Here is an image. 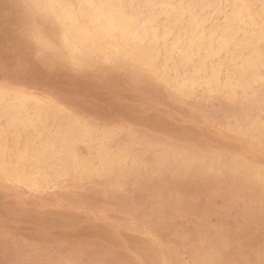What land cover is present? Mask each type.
<instances>
[{
    "label": "rangeland",
    "instance_id": "rangeland-1",
    "mask_svg": "<svg viewBox=\"0 0 264 264\" xmlns=\"http://www.w3.org/2000/svg\"><path fill=\"white\" fill-rule=\"evenodd\" d=\"M22 6H23V8H22ZM18 7H20V8H18ZM20 15H22V17ZM35 24H40L39 17H37V15L34 14V12L30 11L29 7L27 5H25L22 2V0H19V1L18 0H0V85H2L4 87L23 89L25 91L33 93L36 96L42 97L46 101L52 100V102H55L58 105H61V106L63 105V107H65L66 109L69 108V109H67L68 111L71 108L70 112L73 110L72 113L73 114L75 113V115L78 116L80 118V120L86 121L88 123L91 122L90 124H92L94 127H96L97 130H99V131H113V128H114L113 132L120 133L119 136H117V137H124L126 134H129L130 136H132L135 134L133 137H135V139L137 141L141 142V144L137 147L139 150L147 146L146 150L151 152L154 150L158 151L160 147H166L169 150L172 149L173 151L177 152V154L179 153L178 155L176 154L177 158L179 156L178 159H180L182 157V154H184L185 150H186L185 151L186 153H194L195 151H197V152H195V153L199 152V154H197V155H201L204 152V155H202L204 157L211 155L212 150H213V154H215L216 152H221V151L228 153V151L230 152V150H232L233 152L236 151L235 154H240L241 151H239V149L240 150L242 149L241 154H243V155L245 154V156L248 158H250L251 156L252 157H254V156L258 157L256 155L257 152H261L260 148H253V146H251V144L249 142H247L248 140H245L244 137L239 136L238 134H235L236 132L230 128L232 123H233V119L232 118L230 119V117H228V115H225L226 113H223L225 104H224V102H222L223 99H220L221 97L219 98L218 96H215L213 94L211 95L210 93L200 92L198 90L193 92L190 95L180 94L177 91H175L169 83H166V84L162 83L158 79H155L154 77H152L149 74H147L146 72H144L143 69H141L142 70L141 71L140 69H133V68L128 67L129 68V70H128L127 66L122 67V66H119L117 64H113L111 66V64L107 65V63H104V62H102V60H99V59H95L94 61H96V62L93 61L90 64V66H88L86 68V66H79V65H77V64H75L69 60H61L57 57H54V55L52 56V53L49 50H44V49L39 48L37 46V44L34 42V39L32 38V35H31L32 28H30V27H33V25H35ZM27 30H29V31H27ZM21 31H23L24 35H22L23 33ZM24 47H26V48H24ZM18 50H20V51H18ZM47 54H48V56H46ZM47 57L49 60L47 59ZM43 60H44V62H43ZM54 64H56V65H54ZM103 67H105V68L108 67V68L104 69ZM78 68L79 69L81 68V69L79 70ZM88 70H90V71H88ZM94 70H95V72H94ZM116 74H118V75H116ZM125 75L127 77H125ZM131 75H133V76H131ZM140 75H142V76H140ZM4 77H5V79H4ZM137 77H138V79L140 77H143L144 79L145 78L146 79L144 80L143 78H140L141 80L140 79L138 80ZM124 80H128L129 82H127V81L125 82ZM147 80H148V82H147ZM152 82H153V84H152ZM24 83H26L27 85ZM148 83H149V85H148ZM152 86H154V87H152ZM169 88H170V90H169ZM142 89H145V90H142ZM158 91H159V93H158ZM48 93L50 96H52V98L48 95ZM161 93H162V96H160ZM177 94H178V96H177ZM187 96H189V97H187ZM210 96H211V98H210ZM200 97H202L201 100H200ZM183 99H184V101L181 102V100H183ZM215 99H217V100H215ZM188 101L189 102L194 101V104L196 103L195 106L192 107L194 105L193 102L191 104ZM221 103H222V105H219ZM210 104H212V106H210ZM204 105H206V106H204ZM175 106H176V108H175ZM200 106H202V107H200ZM180 107H182V109ZM205 107H206V109H205ZM208 107H210V108H208ZM179 108H180V110H178ZM216 108H217V111H216ZM182 111L184 114L182 113ZM214 111H215V113H214ZM220 111H221V113H220ZM202 113H204V114H202ZM209 113H210V115H209ZM212 113H214V114H212ZM221 114H222V116H220ZM94 115H96V116L94 117ZM211 116H213V117H211ZM225 117H227V118H225ZM118 118L119 119L121 118L120 120H122V121H119ZM154 118H156L158 120H156ZM160 118L163 120H161ZM200 118H202V119L200 120ZM140 119H141V121H140ZM189 119H193L194 121L189 120ZM96 120H98V122ZM103 120H105V121H103ZM161 121H163V122H161ZM199 121H201V122H199ZM224 121H225V124H224ZM112 123H114V124H112ZM118 123L119 124L121 123L122 127L119 128ZM221 123L223 124V126H221L222 125ZM163 124H165V125H163ZM188 124L190 125V128H189ZM195 124H197V125H195ZM110 125H112V126H110ZM99 127H101L102 129H99ZM169 129L171 130V132ZM121 130L123 133L120 132ZM116 131H118V132H116ZM147 131L150 133H147ZM203 132H204V134H203ZM230 132H232V133H230ZM214 133H215V135H214ZM152 134L153 135L155 134V135L153 136ZM226 134L228 136H231V137H227ZM151 136L153 137V139ZM178 136H180V137H178ZM208 136H210V137H208ZM219 138L222 140L220 141ZM228 138H230V139H228ZM243 139H244V141H243ZM173 140H175V141H173ZM209 140L210 141L212 140V141L210 142ZM198 142H200L201 144L199 143L200 144L199 145ZM212 142H214V143H212ZM226 142H229L231 144L229 145L227 143L228 144L227 145ZM169 143H171V144L175 143L176 145L172 144L173 145L172 146ZM203 143L204 144L206 143L207 145L205 146ZM234 143H235V145H234ZM236 143H239V144L236 146ZM209 144H210V146H212V145L213 146L210 147ZM214 144H215V146H214ZM222 144H224L226 146H224ZM165 145H167L168 147ZM194 146L197 148H195ZM216 146H218L219 148H217ZM215 147H216V150H215ZM225 147H227V148H225ZM194 148H195V151H194ZM198 148H200V149L198 150ZM220 148H222V149L224 148V150H221ZM243 149H245V151H243ZM82 150L85 152V149H82ZM179 150L181 152H179ZM191 150H193V151H191ZM237 150H238V153H237ZM232 151L230 153L234 154ZM263 153L264 152H262V154H260L261 155L260 160L264 162ZM202 156H200V157H202ZM176 157H175V160L177 161ZM159 164H160V162H156V161L153 163L147 164L144 167L145 169L142 168L140 170V172H141V173L139 172L140 174L137 173L134 175H129V176H126V178L121 179V182H122L121 186L124 185V186H122L124 188L122 189V187L120 186L119 188H121V189L117 188V190L114 188H112L113 189L112 190L111 186L109 187V185L107 183H105V181L103 180L104 179L103 177H101V179H99L100 181L98 179H95L96 181L95 180L91 181V180H88L85 178L79 179V180L64 179V181L62 180L57 186H55L53 188L52 187L48 188V189L44 188V189H41V191L40 190L36 191L35 193H34V191H29V190H27L21 186L12 185L7 181L4 182L3 180H0V264H15V262H17V261L31 262V264H74V262H76V261H82V262H84V260L86 261L87 257H89L87 259V261H91V260L94 261L96 259H99V261H101L103 258L102 261L108 262V264H163V263L164 264H175V263H179V264H202V262H203V264H206V263L208 264V262H209V264H211L213 262L215 264H229L228 261L230 258H232L229 261L230 264L231 263L234 264L235 262H236V264H243L246 257L247 258L249 257L251 251H254V249H258L261 245H264V243H263L264 239L262 238L264 236V234H263L264 233L263 232L264 231V229H263L264 228V226H263V224H264V221H263L264 220V214H263L264 213L263 212L264 211V201H263L264 198L262 196H257L260 194H257L251 188L246 189L247 187L241 181L235 180L232 177H228V175H226V174H224L222 176L221 175H215L214 176V174L212 175L211 173H209V174L208 173L207 174L206 173H199L198 171L195 170L197 163L193 164V165H191V167L185 169L183 173L180 172V175H181V173L184 174V175H182V177H184V179L182 177H179L180 176L179 173H177V175H176V173H173L170 170L171 168L163 167L165 165L162 162L160 165ZM170 164H171V166L174 165L173 163H170ZM159 169H161V170H159ZM155 170H156V172H155ZM168 170H170V171H168ZM164 171L167 172L169 175L167 173H166L167 174L166 175L164 173ZM151 172L153 173V175ZM161 172L163 174H161ZM169 172H171L172 175ZM185 173H187V174H185ZM198 173L200 175H198ZM140 176H142V177H140ZM175 176H176V178H175ZM199 176H201V178ZM171 177L173 179H171ZM212 177H214V179H212ZM146 178L148 179L147 183H146ZM158 178L160 179L161 183H159ZM198 178H200V180ZM161 179H162V181H161ZM202 179L207 181V183L205 182L203 184V186H202V183L204 182V180L202 183L200 182V181H202ZM215 179H217V180H215ZM70 180H71V182H70ZM128 180L130 181V183ZM187 181H190L189 182L190 184H187L188 183ZM63 182H64V184H63ZM72 182H75V184ZM82 183L86 187L81 185ZM162 183H164V184H162ZM170 183L172 184V186ZM193 183L196 184V187L194 186L195 184H193ZM60 184L63 186H61ZM91 184H93V185H91ZM125 184H126V186H125ZM151 184H152V187H151ZM178 184H180V187H182V189L179 188ZM219 184H221V185H219ZM74 185H75V187H73ZM138 185H139V187H138ZM145 185H147V186H145ZM158 185H160V186H158ZM161 185H162V187H161ZM188 185H189V187H187ZM227 185H228V187H227ZM230 185H231V187H230ZM142 186L144 187V189ZM155 186H157L156 189H154ZM192 186H193V188H192ZM199 186H201V187H199ZM209 186L211 188H209ZM244 186H245V189L247 191H249L248 193L246 192L245 189H243ZM72 187L74 190L71 189ZM108 187H109V189H108ZM145 187H147V189ZM204 187H206V188H204ZM54 188H55V190H54ZM56 188H58V190ZM59 188H60V190H59ZM61 188L62 189L64 188V189L62 190ZM136 188H139V189H136ZM148 188H149V191H148ZM190 188H192V189H190ZM224 188H226L228 191H225L226 189L224 190ZM235 188H237V189H235ZM165 189H166V191H165ZM229 189H230V191H229ZM49 190H50V192H49ZM84 190H86V191H84ZM102 190H104V191H102ZM135 190H137V191H135ZM138 190H140V191H138ZM146 190L150 194H148V192ZM160 190L163 191V194ZM168 190L171 191L172 193L168 194L169 193ZM174 190L176 191V193ZM59 191L60 192L63 191V192L59 193ZM124 191H125V193H124ZM243 191H244V193L241 194V192H243ZM45 192H47V193H45ZM48 192L50 193V195ZM121 192H122V195H121ZM136 192L139 193L138 194L139 196L137 195ZM206 192H207V195H205ZM209 192H211V193H209ZM220 192H222V193H220ZM233 192H235V193H233ZM140 193H141V195H140ZM152 193H154L156 195V197ZM246 193H247V195H246ZM253 193H254V195H252ZM255 193H256V195H255ZM66 194H68V195H66ZM215 194L217 196H215ZM221 194H223V195H221ZM225 194L228 196L227 198H226ZM51 195H52V197H50ZM53 195H55L56 197ZM65 195H66V197H64ZM69 195H70V197H69ZM86 195H87V198L85 197ZM99 195H101V196H99ZM166 195H168V198L167 199L165 198L166 199L165 200L164 197H166ZM153 196L155 197V200H154ZM218 196H220L221 198L220 197L218 198ZM47 197H49V198H47ZM79 197H80V199H79ZM139 197H140V199H138L139 201L136 200ZM125 198H126V200H125ZM128 198L130 200H128ZM233 198H235L237 200H234ZM56 199L60 200V201H57ZM65 199L67 200V202ZM149 199H151V200H149ZM181 199H183V201H181ZM228 199H230V200H228ZM43 200H45L46 203ZM204 200L206 203L204 202ZM259 200H260V202H259ZM85 201H86V203H84ZM90 201L93 204L96 202L95 205L90 204L91 203ZM130 201H132V202H130ZM172 201L173 202L175 201L174 202L175 204L172 203ZM87 202H88V204H87ZM125 202H128L129 205H128V203L125 204ZM141 202H144V203H141ZM150 202L151 203L154 202L158 206V208H157V206H155L154 203H153L154 204L153 205ZM180 202H183V206H182V203H180ZM220 202H222V204ZM232 202L234 205L236 204V206L232 205ZM42 203H44V204H42ZM56 203L59 204L58 206L61 208L57 207ZM159 203H161V206ZM137 204H138V206H137ZM240 204L241 205L244 204V205L240 206ZM79 205L83 206V207L81 206L82 209H80ZM120 205H122V206H120ZM139 205H140V209L138 208ZM166 205H168L167 206L168 208L166 207ZM172 205H174V206H172ZM204 205H207V207ZM256 205H259V206H256ZM76 206H78L79 208ZM130 206H132V207H130ZM153 206L155 209L153 208ZM163 206H164V208H163ZM169 206L171 208H169ZM178 206L180 207L179 209H178ZM261 206H263L262 207L263 211H261V208H260ZM69 207L71 208V210ZM127 207H129V208H127ZM218 207L219 208L221 207V209H219ZM241 207H242V209H240ZM244 207H245V210H243ZM88 208H89V210H88ZM92 208H96L97 210L94 211V209H92ZM106 208L108 209V211ZM132 208H133V210H132ZM208 208H209V210H208ZM117 209H119L120 211ZM149 209H150V211L147 212V210H149ZM156 209H157V211L155 212L154 210H156ZM168 209H170V210L168 211ZM228 209H229V212H227ZM232 209L234 210V212ZM85 210H86V212H85ZM100 210L103 211L104 213L100 212ZM159 210L161 212H159ZM205 210H206V212H205ZM213 210H215L216 213ZM237 210H238V212H237ZM63 211H65V212H63ZM106 211H107V214H105ZM177 211H179V213H176ZM244 211H246V212H244ZM252 211H254V212L256 211V212L254 213ZM82 212H84V213H82ZM133 212H134V214H132ZM173 212H175V214ZM201 212H203V214ZM211 212H213V214L215 213L216 215L215 214L213 215ZM259 213L263 214V216ZM100 214H102V215H100ZM126 214H127V216H126ZM128 214L130 217L128 216ZM161 214L164 216V218L162 216H160ZM208 214H209V216H208ZM243 214H245V215H243ZM248 214H249V216H248ZM153 215L154 216L156 215L155 216L156 219L154 218ZM179 215H180V217H179ZM226 215L228 217H226ZM237 215H238V217H237ZM192 216L194 217V219ZM205 216H207V218H205ZM234 216H236V217H234ZM251 216H253V217H251ZM78 217H80V218L77 219ZM103 217H105V218H103ZM119 217H121V218H119ZM150 217H152L153 219ZM181 217H183V218H181ZM233 217L235 220L233 219ZM101 218H103V219L101 220ZM219 218H220V220H219ZM223 218H224V220H222ZM226 218H227V220H225ZM106 219L109 222H107ZM128 219H129V221H128ZM111 220H114V222ZM116 220H118V221H116ZM155 220H157L156 221L157 225H155L156 224V222H154ZM218 220H219V222H218ZM140 221L141 222L143 221V223H140ZM224 221H226V222H224ZM117 222L119 223V225ZM124 222H125V224L128 223L129 225L125 226ZM149 222L150 223L153 222V224L151 223L152 224L151 225ZM159 222H161V223L159 224ZM163 222H166V223H163ZM188 222L191 223L192 225L189 224ZM249 222H251V223H249ZM257 222H258V224H257ZM72 223H75V224H72ZM122 223L124 224V226ZM193 223H196V224H193ZM113 224H117L118 227L116 225H113ZM130 224H131V226H130ZM233 224H235V225L233 226ZM194 225H195V227H194ZM128 226H130L129 227L130 229L127 228ZM148 226H149V229H148ZM162 226L164 227V229H162L163 228ZM189 226H191V227H189ZM211 226L212 227L215 226L214 227L215 229L212 228ZM141 227H143L142 230H141ZM185 227H186V229H185ZM235 227H239V228H235ZM226 228H227V230H224ZM241 228L244 230H242ZM103 229H105V230H103ZM115 229H117L118 231L117 230L115 231ZM136 229H138V230H136ZM175 229H176V231H175ZM219 229H221V230H219ZM245 229H247V230H245ZM184 230H186V231H184ZM197 230L199 231V233ZM213 230H217V231H213ZM233 230H234V232H233ZM202 231H204V232H202ZM253 231H255L254 233H255L256 237H255V235L254 236L252 235V234H254ZM184 232H186V233H184ZM216 232H217V234H215ZM259 232H261L260 233L261 236L259 235ZM149 233L152 235V237ZM170 233H172V234H170ZM182 233L184 236L182 235ZM187 233H189V234H187ZM192 234H193V236H192ZM149 235H150V237H149ZM216 235H217V237L219 235V238H217ZM229 235H232V237ZM251 235L253 236V238H251L252 237ZM196 236H197V238H196ZM220 236L222 238H220ZM189 237L191 240L189 239ZM224 237H225V240L223 242ZM228 237H229V239H227ZM258 237H261V238L258 239ZM246 238H247V240H246ZM194 239H196V241ZM234 239H236V240H234ZM139 240H141V241H139ZM197 240H198V242H197ZM188 241H190V242H188ZM206 241H207V243H206ZM211 241L212 242L216 241V243H215L216 245L213 244ZM181 242H182V244H181ZM183 242H185V243H183ZM148 243L150 244V246ZM207 244H209V245H207ZM210 245H214L213 247H216L217 252H219L218 253L219 255L215 259H207L203 255L204 252H207L209 249H212V246H210ZM221 245L222 246L227 245V248H226V246L224 248ZM237 245L238 246L240 245V248ZM241 245H242V247H241ZM244 245H246L247 247H245ZM189 246L190 247L192 246V247L189 248ZM195 247H197V248H195ZM235 247L236 248L238 247V248L236 249ZM250 247L252 249H250ZM255 247H257V248H255ZM193 248L195 250H193ZM185 249H187V250L185 251ZM204 249H206V250H204ZM226 249L228 251H226ZM238 250H240V251H238ZM249 250H250V252H249ZM145 251H147L148 253H146ZM157 251H158V253H157ZM223 251L226 253H224ZM247 252H249V253L247 254ZM221 253L223 256L221 255ZM148 254H150V255H148ZM125 255H127V256H125ZM141 255H143V256H141ZM221 256H222V258H221ZM155 257H157V260ZM218 257L220 258V260L218 259ZM226 257L228 258V261H226L227 260ZM128 258L130 259V261ZM172 258H174V259H172ZM89 259H91V260H89ZM216 259L219 261L217 262ZM196 260H197V262H195ZM96 261H98V260H96Z\"/></svg>",
    "mask_w": 264,
    "mask_h": 264
},
{
    "label": "bare ground",
    "instance_id": "bare-ground-1",
    "mask_svg": "<svg viewBox=\"0 0 264 264\" xmlns=\"http://www.w3.org/2000/svg\"><path fill=\"white\" fill-rule=\"evenodd\" d=\"M22 2L25 5H27L29 7L30 11L34 12V14H36L37 17H39V19H40V24H35V25H33V27H30V28H32V30H31L32 38L34 39V42L37 44V46L39 48L44 49V50H49L52 53V56L54 55V57H57L61 60H69V61H72L73 63H75L79 66H86V68L88 66H90V64L95 59H99V60H102V62L107 63V65L111 64V66L113 64H117V65L122 66V67L127 66V68L130 67L133 69H140V70L143 69L144 72H146L150 76L154 77L155 79H158L162 83H165V84L169 83L175 91H177L178 93L183 94V95H190L193 92L198 90L200 92L210 93L211 95L213 94L215 96H218L219 98L221 97L220 99H223L222 102H224V104H225V105L223 104L224 105L223 113H226L225 115H228V117H230V119L231 118L233 119V123H232L230 128L236 132L235 134H238L239 136L244 137L245 140H248L247 142H249L251 144V146H253V148H260L261 152H257L256 155L258 157H256V156L252 157L251 156L250 158H248L245 156V154L244 155L241 154L242 149L241 150L239 149V151H241L240 154H235L236 151L233 152L232 150H230V152L232 151L234 154L230 153L229 151H228V153L221 151V152H216L215 154H213V150H212L211 155L204 157V156H202V155H204V152L201 155H197V154H199V152L195 153V152H197V151H195V148H197V147L194 146L195 147L194 153H186L185 152L186 150H185L184 154H182V157L180 159H178L179 156H178V158L176 157L177 152L173 151L171 149L172 147L170 148L171 150L167 149L166 147H160L158 151L154 150V151L149 152L146 150V147H147L146 146V147L139 150L137 147L141 144V142L137 141L135 139V137H133L135 134L132 136H130L129 134H126L124 137H117V136H119L120 133L113 132L114 128H113V131H99V130H97L96 127H94L92 124H90L91 123L90 121H89L90 123H88L86 121L80 120V118L78 116H76L75 113L74 114L72 113L73 110L70 112L71 108L68 111L67 109H69V108L66 109L65 107H63V105L61 106L55 102H52L51 99H50L51 101H46L42 97L36 96L33 93H30V92L25 91L23 89L4 87V86L0 85V180H3L4 182L7 181L12 185L21 186V187H23L29 191H34V193H35L36 191H38V190L41 191V189H44V188H47V189L51 188V187L53 188V187L57 186L62 180L64 181V179L79 180V179L85 178V179L92 181L95 179L99 180V179H101V177H103L104 178L103 180L105 181V183H107L109 185V187L111 186V189L114 188L117 190V188H119L122 184L121 179L126 178V176L139 173L140 170L145 167V165L153 163L155 161L160 162V164L162 162L165 165L163 167L171 168L170 170L173 173H176V175H177V173H179V175H180V172L183 173L185 169H187V168L191 167V165L197 163L195 170L198 171L199 173H206V174L211 173L212 175L214 174V176L215 175H221L222 176V175L226 174V175H228V177H232L235 180L241 181L247 187L246 189L251 188L257 194H260L257 196H262L264 198V162L260 160V157H261L260 154H262V152H264V0H66V2L70 3L73 7L67 11H65L63 9H56L55 10V16L48 15L49 9L45 7V5L48 3V0H22ZM18 8H20V7H18ZM22 8H23V6H22ZM20 16L22 17V15H20ZM27 31H29V30H27ZM21 32L23 33V31H21ZM22 35H24V33ZM24 48H26V47H24ZM18 51H20V50H18ZM46 56H48V54ZM47 59H48V57H47ZM43 62H44V60H43ZM94 62H96V61H94ZM54 65H56V64H54ZM103 68L106 69L108 67H106V68L103 67ZM128 70H129V68H128ZM88 71H90V70H88ZM94 72H95V70H94ZM118 74H116V75H118ZM131 76H133V75H131ZM140 76H142V75H140ZM125 77H127V76L125 75ZM140 78H143V77H140ZM4 79H5V77H4ZM137 79H138V77H137ZM124 81L129 82L128 80H124ZM147 82H148V80H147ZM24 84H26V83H24ZM152 84H153V82H152ZM148 85H149V83H148ZM152 87H154V86H152ZM142 90H145V89H142ZM169 90H170V88H169ZM158 93H159V91H158ZM48 95H49V93H48ZM160 96H162V93ZM177 96H178V94H177ZM50 97L52 98V96H50ZM187 97H189V96H187ZM201 98L202 97H200V100H201ZM210 98H211V96H210ZM215 100H217V99H215ZM182 101H184V99L181 100V102ZM192 102L194 104V101H192ZM192 102H189V103L192 104ZM195 104L192 107H194ZM219 105H222V103ZM204 106H206V105H204ZM210 106H212V104H210ZM200 107H202V106H200ZM175 108H176V106H175ZM180 108L182 109V107H180ZM180 108L178 110H180ZM208 108H210V107H208ZM205 109H206V107H205ZM216 111H217V108H216ZM182 113H183V111H182ZM214 113H215V111H214ZM214 113H212V114H214ZM220 113H221V111H220ZM202 114H204V113H202ZM209 115H210V113H209ZM95 116L96 115H94V117ZM220 116H222V114ZM211 117H213V116H211ZM156 118H154V119H156ZM225 118H227V117H225ZM120 119H119V121H122ZM201 119L202 118H200V120ZM156 120H158V119H156ZM161 120H163V119H161ZM189 120H193V119H189ZM96 121L98 122V120H96ZM103 121H105V120H103ZM140 121H141V119H140ZM161 122H163V121H161ZM199 122H201V121H199ZM112 124H114V123H112ZM224 124H225V121H224ZM118 125H119V128L122 127L121 123L120 124L118 123ZM163 125H165V124H163ZM195 125H197V124H195ZM110 126H112V125H110ZM221 126H223V124ZM101 127H99V129H102ZM189 128H190V125H189ZM148 131H147V133H150ZM116 132H118V131H116ZM120 132H122V130ZM170 132H171V130H170ZM232 132H230V133H232ZM203 134H204V132H203ZM214 135H215V133H214ZM210 136H208V137H210ZM178 137H180V136H178ZM227 137H231V136L227 135ZM152 139H153V137H152ZM228 139H230V138H228ZM244 139H243V141H244ZM219 140L221 141L222 139L219 138ZM173 141H175V140H173ZM199 143L200 142H198V144ZM212 143H214V142H212ZM227 143L229 145L231 144L229 142H226V144ZM169 144H171V143H169ZM224 144H222V145H224ZM238 144L239 143H236V146ZM204 145L206 146L207 144L205 143ZM234 145H235V143H234ZM165 146H167V145H165ZM209 146H210V144H209ZM212 146H210V147H212ZM214 146H215V144H214ZM218 146H216V147L219 148ZM224 146H226V145H224ZM216 147H215V150H216ZM227 147H225V148H227ZM82 149H85V152ZM199 149L200 148H198V150ZM220 149L224 150V148L223 149L220 148ZM191 151H193V150H191ZM243 151H245V149H243ZM179 152H181V151L179 150ZM237 153H238V150H237ZM200 156H202V157H200ZM175 157L177 158V161L175 160ZM263 158H264V153H263ZM170 163H173L174 165L171 166ZM159 170H161V169H159ZM170 170H168V171H170ZM155 172H156V170H155ZM164 173L166 174L167 172L164 171ZM169 173L171 174V172H169ZM182 173L179 177H182V175H184ZM199 173H198V175H200ZM161 174H163V173L161 172ZM185 174H187V173H185ZM152 175H153V173H152ZM140 177H142V176H140ZM199 177L201 178V176H199ZM175 178H176V176H175ZM182 178L184 179V177H182ZM200 178H198V179L200 180ZM171 179H173V178L171 177ZM212 179H214V177H212ZM147 180L148 179L146 178V183H147ZM203 180L204 179H202V181H200V182L202 183ZM215 180H217V179H215ZM161 181H162V179H161ZM70 182H71V180H70ZM187 182H188L187 184H190L189 183L190 181H187ZM205 182L207 183V181L204 180V182L202 183V186ZM72 183L75 184V182H72ZM83 183L81 185H83ZM129 183H130V181H129ZM159 183H161L160 179H159ZM63 184H64V182H63ZM162 184H164V183H162ZM193 184H195V183H193ZM91 185H93V184H91ZM178 185H179V188L182 189V187H180V184H178ZM219 185H221V184H219ZM228 185H227V187H228ZM231 185H230V187H231ZM61 186H63V185H61ZM83 186H85V185H83ZM122 186H124V185H122ZM125 186H126V184H125ZM145 186H147V185H145ZM158 186H160V185H158ZM171 186H172V184H171ZM194 186L196 187V184ZM245 186L243 189H245ZM73 187H75V185ZM73 187L71 189H73ZM109 187H108V189H109ZM138 187H139V185H138ZM151 187H152V184H151ZM156 187L157 186H155L154 189H156ZM161 187H162V185H161ZM187 187H189V185ZM199 187H201V186H199ZM123 188L124 187H122V189ZM145 188L147 189V187H145ZM192 188H193V186H192ZM192 188H190V189H192ZM204 188H206V187H204ZM209 188H211V187L209 186ZM56 189L58 190V188H56ZM119 189H121V188H119ZM136 189H139V188H136ZM143 189H144V187H143ZM225 189L226 188H224V190ZM235 189H237V188H235ZM54 190H55V188H54ZM59 190H60V188H59ZM84 191H86V190H84ZM102 191H104V190H102ZM135 191H137V190H135ZM138 191H140V190H138ZM148 191H149V188H148ZM165 191H166V189H165ZM225 191H228V190L226 189ZM229 191H230V189H229ZM49 192H50V190H49ZM61 192H63V191H61ZM61 192L59 191V193H61ZM161 192L163 194V191H161ZM246 192L248 193L249 191L246 190ZM45 193H47V192H45ZM124 193H125V191H124ZM141 193H140V195H141ZM170 193H172V192L169 191L168 194H170ZM175 193H176V191H175ZM209 193H211V192H209ZM220 193H222V192H220ZM233 193H235V192H233ZM242 193H244V191L241 192V194ZM247 193H246V195H247ZM256 193H255V195H256ZM68 194H66V195H68ZM138 194L139 193H137V195ZM148 194H150V193L148 192ZM152 194H154V193H152ZM49 195H50V193H49ZM66 195L64 197H66ZM70 195H69V197H70ZM121 195H122V192H121ZM205 195H207V192ZM221 195H223V194H221ZM252 195H254V193ZM53 196H55V195H53ZM99 196H101V195H99ZM215 196H217V195L215 194ZM50 197H52V195ZM85 197L87 198V195ZM140 197L137 199L135 198V199L138 200V199H140ZM155 197H156V195H155ZM155 197H154V200H155ZM219 197L220 196H218V198ZM227 197L228 196L226 195V198ZM47 198H49V197H47ZM165 198L167 199L168 195H166V197H164V199ZM79 199H80V197H79ZM233 199L237 200L235 198H233ZM125 200H126V198H125ZM128 200H130V199L128 198ZM149 200H151V199H149ZM228 200H230V199H228ZM43 201H45V200H43ZM57 201H60V200H57ZM181 201H183V199H181ZM66 202H67V200H66ZM130 202H132V201H130ZM174 202L172 201V203H174ZM204 202H205V200H204ZM259 202H260V200H259ZM45 203H46V201H45ZM84 203H86V201ZM95 203L93 204L91 202L90 204L95 205ZM126 203H128V202H125V204ZM141 203H144V202H141ZM153 203H151V204H153ZM180 203H182V206H183V202H180ZM220 203L222 204V202H220ZM42 204H44V203H42ZM87 204H88V202H87ZM159 204L161 206V203H159ZM56 205H57V207H59L58 206L59 204L56 203ZM128 205H129V203H128ZM232 205H234L233 202H232ZM243 205L240 204V206H243ZM81 206L82 205H79L80 209H82V207H83V206L82 207ZM120 206H122V205H120ZM132 206H130V207H132ZM137 206H138V204H137ZM155 206H157V205L155 204ZM167 206L168 205H166V207ZM172 206H174V205H172ZM204 206L207 207V205H204ZM234 206H236V204ZM256 206H259V205H256ZM76 207H78V206H76ZM262 207L263 206L260 207L261 211H263ZM59 208H61V207H59ZM127 208H129V207H127ZM138 208L140 209V205ZM153 208H154V206H153ZM157 208H158V206H157ZM163 208H164V206H163ZM169 208H171V207L169 206ZM179 208L180 207L178 206V209ZM92 209H94V211L97 210L96 208H92ZM219 209H221V207ZM240 209H242V207ZM70 210H71V208H70ZM88 210H89V208H88ZM117 210H119V209H117ZM132 210H133V208H132ZM169 210L170 209H168V211ZM208 210H209V208H208ZM215 210H213V211L215 212ZM243 210H245V207L243 208ZM107 211H108V209H107ZM107 211L105 214H107ZM148 211H150V209L147 210V212ZM154 211L156 212L157 209ZM179 211H177L176 213H179ZM63 212H65V211H63ZM85 212H86V210H85ZM100 212H103V211L100 210ZM159 212H161V211L159 210ZM205 212H206V210H205ZM227 212H229V209L227 210ZM233 212H234V210H233ZM237 212H238V210H237ZM244 212H246V211H244ZM252 212H254V211H252ZM82 213H84V212H82ZM173 213L175 214V212H173ZM201 213L203 214V212H201ZM211 213L213 214V212H211ZM132 214H134V212ZM209 214H208V216H209ZM259 214H261V213H259ZM263 214H261V215L263 216ZM100 215H102V214H100ZM227 215H226V217H228ZM243 215H245V214H243ZM126 216H127V214H126ZM128 216H129V214H128ZM155 216H154V218H155ZM160 216H162L164 218V216L162 214ZM248 216H249V214H248ZM253 216H251V217H253ZM179 217H180V215H179ZM234 217H236V216H234ZM234 217H233V219H234ZM237 217H238V215H237ZM79 218L80 217H78L77 219H79ZM103 218H105V217H103ZM103 218H101V220ZM119 218H121V217H119ZM150 218H152V217H150ZM181 218H183V217H181ZM205 218H207V216H205ZM129 219H128V221H129ZM193 219H194V217H193ZM219 220H220V218H219ZM219 220H218V222H219ZM222 220H224V218ZM225 220H227V218ZM106 221H107V219H106ZM111 221L114 222V220H111ZM116 221H118V220H116ZM156 221L157 220H155L154 222H156ZM107 222H109V221H107ZM224 222H226V221H224ZM140 223H143V221L142 222L140 221ZM151 223L153 224V222H151ZM160 223L161 222H159V224ZM163 223H166V222H163ZM249 223H251V222H249ZM72 224H75V223H72ZM124 224H125V222H124ZM124 224H123V226H124ZM189 224H191V223H189ZM193 224H196V223H193ZM257 224H258V222H257ZM113 225H116L118 227L119 223H118V225L117 224H113ZM127 225H129V224L128 223L125 224V226H127ZM155 225H157V222ZM234 225L235 224H233V226ZM130 226H131V224H130ZM130 226H128L127 228H129ZM263 226H264V224H263ZM189 227H191V226H189ZM194 227H195V225H194ZM214 227H212V228H214ZM142 228L143 227H141V230H142ZM235 228H239V227H235ZM148 229H149V226H148ZM162 229H164V227ZM185 229H186V227H185ZM221 229H219V230H221ZM247 229H245V230H247ZM103 230H105V229H103ZM116 230L117 229H115V231ZM136 230H138V229H136ZM224 230H227V228ZM242 230H244V229H242ZM175 231H176V229H175ZM184 231H186V230H184ZM213 231H217V230H213ZM202 232H204V231H202ZM233 232H234V230H233ZM254 232L255 231H253V233ZM184 233H186V232H184ZM198 233H199V231H198ZM260 233L261 232H259V235H260ZM170 234H172V233H170ZM187 234H189V233H187ZM215 234H217V232ZM150 235H149V237H150ZM182 235H183V233H182ZM252 235L254 236L255 233ZM192 236H193V234H192ZM229 236L232 237V235H229ZM253 236L251 238H253ZM151 237H152V235H151ZM216 237H217V235H216ZM225 237L223 238V242L225 240ZM255 237H256V235H255ZM196 238H197V236H196ZM217 238H219V235ZM220 238H222V237L220 236ZM260 238L261 237H258V239H260ZM262 238L264 239V236ZM189 239H190V237H189ZM227 239H229V237ZM194 240L196 241V239H194ZM234 240H236V239H234ZM246 240H247V238H246ZM139 241H141V240H139ZM188 242H190V241H188ZM197 242H198V240H197ZM183 243H185V242H183ZM206 243H207V241H206ZM212 243L215 244L216 241L212 242ZM181 244H182V242H181ZM207 245H209V244H207ZM242 245H241V247H242ZM149 246H150V244H149ZM210 246H212V249H209L207 252L203 251L204 254L203 253L202 254L207 259H215L219 255L218 254L219 252H217L216 247H213L214 245H210ZM225 246L227 248V245H225ZM225 246H222V247L225 248ZM244 246L247 247L246 245H244ZM191 247L189 246V248H191ZM238 247L240 248V245ZM195 248H197V247H195ZM255 248H257V247H255ZM206 249H204V250H206ZM250 249H252V248L250 247ZM186 250L187 249H185V251ZM193 250H195V249L193 248ZM226 251H228V250L226 249ZM238 251H240V250H238ZM145 252L148 253L147 251H145ZM249 252H250V250H249ZM249 252H247V254ZM157 253H158V251H157ZM222 253H221V255H222ZM224 253H226V252H224ZM148 255H150V254H148ZM125 256H127V255H125ZM141 256H143V255H141ZM222 256H221V258H222ZM88 258L89 257H87V259ZM155 258L157 260V257H155ZM87 259H86V261H87ZM172 259H174V258H172ZM218 259L220 260L219 257H218ZM230 259H232V258H230ZM230 259H229V261H230ZM89 260H91V259H89ZM96 260L99 261V259H96ZM96 260H94V261H96ZM102 260H103V258H102ZM219 260H217V262ZM129 261H130V259H129ZM226 261H228V258ZM229 261H228V263L230 264ZM262 261H264V245H261L258 249H254V251H251L249 257L248 258L246 257L243 264H262ZM195 262H197V260ZM213 263H211V264H213ZM175 264H179V263H175ZM202 264H203V262H202ZM208 264H209V262H208ZM234 264H236V262Z\"/></svg>",
    "mask_w": 264,
    "mask_h": 264
},
{
    "label": "snow or ice",
    "instance_id": "snow-or-ice-1",
    "mask_svg": "<svg viewBox=\"0 0 264 264\" xmlns=\"http://www.w3.org/2000/svg\"><path fill=\"white\" fill-rule=\"evenodd\" d=\"M46 8L49 9L48 15L55 16L56 9H63L65 11L71 9L73 6L70 3H67L66 0H48V3L45 5ZM15 264H31V262H20L17 261ZM74 264H108V262L104 261H76ZM264 264V261H262Z\"/></svg>",
    "mask_w": 264,
    "mask_h": 264
}]
</instances>
